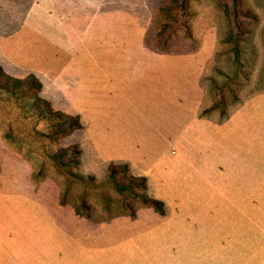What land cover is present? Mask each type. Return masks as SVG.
Here are the masks:
<instances>
[{
	"label": "rangeland",
	"instance_id": "obj_1",
	"mask_svg": "<svg viewBox=\"0 0 264 264\" xmlns=\"http://www.w3.org/2000/svg\"><path fill=\"white\" fill-rule=\"evenodd\" d=\"M219 2L192 0V38L180 33L163 52L156 43L163 0H0V65L14 77L37 75L43 98L56 110L80 115L84 126L51 145L39 135L47 132L44 123L0 100V191L41 199L84 244L171 246L192 256L193 264H264V93L251 96L264 73V0H243L258 22L247 27L243 103L231 104L227 121L219 113L199 117L214 103V84L224 83L237 66L225 43L230 24ZM109 52L112 84L122 90L132 88L122 85V77L134 64L131 77L160 54V95L170 84L176 104L142 102L149 104L144 118L128 108L121 116L119 108L91 104L89 93L80 91L88 68L76 74L86 61L101 64L100 55ZM199 56L208 59L206 67ZM169 63L176 65L174 73L164 69ZM168 108L176 110V138L159 140L155 128L168 123ZM106 110L114 114L107 117ZM142 126L145 140L134 139L131 131ZM121 128L128 132L124 139ZM10 130L16 141L6 139ZM73 144L82 149L76 173L101 184L111 163H127L134 175L148 178L149 194L165 202L166 215L142 208L136 218L113 217L103 210L101 192H90L92 216L78 217L73 204L84 187L75 184L70 204L62 206L65 176L51 167L45 177L33 176L47 150Z\"/></svg>",
	"mask_w": 264,
	"mask_h": 264
},
{
	"label": "trees",
	"instance_id": "obj_2",
	"mask_svg": "<svg viewBox=\"0 0 264 264\" xmlns=\"http://www.w3.org/2000/svg\"><path fill=\"white\" fill-rule=\"evenodd\" d=\"M221 1L223 2H219V6L230 24L225 43L230 46V52L234 54L237 66L234 73L225 75L224 83L214 84L212 89L215 94L214 103L210 108L202 111L199 117L205 118L219 113L222 120L227 121L231 117L228 113L231 104L243 103L241 94L247 83V74L243 71V49L250 35L247 27L256 24L258 18L250 9L245 8L243 0ZM191 3L192 0H163L159 12L161 24L156 33V43L160 51L167 52L172 39L180 33L192 38L191 22L194 15L191 12ZM257 81L258 87L251 96L264 93V73ZM42 92L43 83L37 75L30 73L24 78L14 77L0 65V100L15 106L27 117L44 123L47 132H39L42 140L51 145H57L76 131L83 129L80 115L56 110L49 100L43 98ZM5 137L13 141L17 139L11 130L5 134ZM81 157L82 149L78 144L47 150L43 155L41 170L34 174L33 178L39 180L45 177L48 167L64 175L66 188L60 199L62 206L70 204L69 196L74 184L83 186L84 191L73 206L75 214L84 219H90L92 216V206L89 203L90 192H101L103 210L113 217L136 218L142 208L152 209L160 216L166 215L165 202L149 194L148 178L134 175L129 164L111 163L107 169L105 181L98 184L93 176L76 173L82 163Z\"/></svg>",
	"mask_w": 264,
	"mask_h": 264
},
{
	"label": "crops",
	"instance_id": "obj_3",
	"mask_svg": "<svg viewBox=\"0 0 264 264\" xmlns=\"http://www.w3.org/2000/svg\"><path fill=\"white\" fill-rule=\"evenodd\" d=\"M102 56L104 60L101 64L91 60L86 61L80 65V72L76 74L79 76L81 68H88V80L80 91L89 93L91 104H106V108L112 110L119 108L118 114L121 116L125 114V108H128L135 112L134 114L131 112V115L139 117L143 115V118L149 104H176L174 93L173 96L169 93L171 92L169 83L163 85L165 94L163 97L160 95L161 68L156 63L161 57L160 54L152 55L149 61L146 59L149 68L146 67L143 73L131 77L135 72L134 64L130 75L122 77V85L128 82L132 88L124 90L118 87L121 86L120 84L115 88L112 84L113 54L109 52L100 55ZM199 57L197 60L200 65L206 67L208 59ZM164 69L171 74L175 72L176 65L169 63ZM76 82L75 80L74 91ZM172 91L175 89L172 88ZM94 93L101 94L95 96ZM192 95L193 92H190L189 104H193ZM99 99L101 102L98 101ZM146 101L149 102L147 107L144 106L145 104L140 105ZM168 109V123L159 124L161 128H155L156 134H161L157 138L159 140L170 141L176 138V110L173 109L171 112L170 108ZM113 114L111 111H104L107 117ZM188 117L191 119L192 114L189 113ZM229 123L230 121L228 125ZM118 131L119 139L128 133L123 128ZM143 131V126L141 130L136 128L131 131L132 137L145 140L146 133ZM170 132H173V138L168 137ZM140 134L141 136H138ZM136 153L137 156L143 155V152ZM175 249L171 246L136 244H84L81 243L79 235L76 237L74 232L66 229L64 219L60 220L41 199L15 190L0 191V264H187V262L193 264L192 256L178 254L179 251Z\"/></svg>",
	"mask_w": 264,
	"mask_h": 264
}]
</instances>
